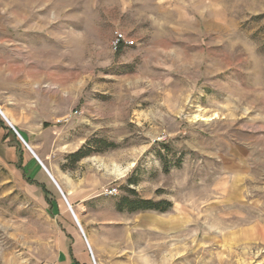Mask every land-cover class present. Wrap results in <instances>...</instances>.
Here are the masks:
<instances>
[{
    "label": "rangeland",
    "instance_id": "374dc122",
    "mask_svg": "<svg viewBox=\"0 0 264 264\" xmlns=\"http://www.w3.org/2000/svg\"><path fill=\"white\" fill-rule=\"evenodd\" d=\"M0 110V264L65 233L25 155L91 264H264V0H0Z\"/></svg>",
    "mask_w": 264,
    "mask_h": 264
},
{
    "label": "crops",
    "instance_id": "0c3cea01",
    "mask_svg": "<svg viewBox=\"0 0 264 264\" xmlns=\"http://www.w3.org/2000/svg\"><path fill=\"white\" fill-rule=\"evenodd\" d=\"M0 127L8 129L2 118H0ZM1 135H2V130H0V136ZM22 168H24L25 172L26 173L28 172L30 176H35L34 177L35 180L42 183V185H44L45 187L47 186L46 189L48 192L52 194L54 193V196L52 197V206H53L52 209L55 214V218L59 220L62 228L65 230V233L60 234L59 236V240H58L59 247L57 252L55 253L53 264H91V257L87 252L85 241L83 240L79 232L76 230L74 224L71 221L70 216L68 215L67 210L65 209L64 205L61 203V200L58 198L57 194H55L52 188L53 184H51V181L50 180L48 181L46 180L45 182L42 181L48 179V177L46 176L45 172L38 164V162L35 160V157L33 158L32 156L25 155L24 165ZM51 175L54 177L52 173ZM39 176H45V177L40 179ZM54 178L57 181L60 180V176H55ZM62 196H65L64 193H62ZM78 226L80 227L81 232L84 233L85 235V230L83 226L79 223ZM89 236L86 235V242L88 244V249L90 251V254H93L95 258V254L93 250L94 240L91 238V236L90 237ZM137 257H141V256H137ZM147 260L148 259H145L143 257L142 259L136 258L137 263H133V264H141L140 263L141 261L145 262Z\"/></svg>",
    "mask_w": 264,
    "mask_h": 264
},
{
    "label": "trees",
    "instance_id": "16d2710c",
    "mask_svg": "<svg viewBox=\"0 0 264 264\" xmlns=\"http://www.w3.org/2000/svg\"><path fill=\"white\" fill-rule=\"evenodd\" d=\"M91 148H81L77 152L70 155V159L72 160L73 164L81 161L82 159L90 156L92 154ZM19 166H21L19 164ZM168 171V168L166 169ZM42 185V184H41ZM44 190L46 191V199L50 202L48 198V191L46 190L45 186L42 185ZM132 196L136 195L134 190H129ZM173 207V203L169 200H152V199H142V198H132L129 195L124 196L117 204L118 211H128L129 213H136L140 211H156L159 213H164L169 211Z\"/></svg>",
    "mask_w": 264,
    "mask_h": 264
},
{
    "label": "built area",
    "instance_id": "2783aa9c",
    "mask_svg": "<svg viewBox=\"0 0 264 264\" xmlns=\"http://www.w3.org/2000/svg\"><path fill=\"white\" fill-rule=\"evenodd\" d=\"M133 45H135L134 40H132L131 38H128L124 33L122 32H116L115 36H114V40H113V46L114 48L118 49L120 47H132ZM80 114V111L75 110L72 115L67 116L64 121L65 122H70L72 120L73 116H77ZM118 193V189L117 188H111L108 192L107 195H111V196H115ZM92 260L94 261V264H98L96 259L94 258L93 254H92Z\"/></svg>",
    "mask_w": 264,
    "mask_h": 264
},
{
    "label": "water",
    "instance_id": "95a60500",
    "mask_svg": "<svg viewBox=\"0 0 264 264\" xmlns=\"http://www.w3.org/2000/svg\"><path fill=\"white\" fill-rule=\"evenodd\" d=\"M0 114L2 115V117H4V119L7 121V123L12 127V128H14L13 127V125L10 123V121L3 115V113H2V111L0 110ZM14 130H15V128H14ZM16 131V130H15Z\"/></svg>",
    "mask_w": 264,
    "mask_h": 264
}]
</instances>
